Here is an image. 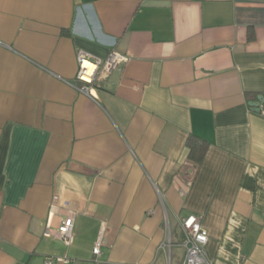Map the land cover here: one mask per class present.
I'll use <instances>...</instances> for the list:
<instances>
[{
  "label": "crops",
  "instance_id": "crops-1",
  "mask_svg": "<svg viewBox=\"0 0 264 264\" xmlns=\"http://www.w3.org/2000/svg\"><path fill=\"white\" fill-rule=\"evenodd\" d=\"M79 51L125 57L96 98ZM262 96L264 0H0V264H169L189 215L212 264H264Z\"/></svg>",
  "mask_w": 264,
  "mask_h": 264
},
{
  "label": "built area",
  "instance_id": "built-area-1",
  "mask_svg": "<svg viewBox=\"0 0 264 264\" xmlns=\"http://www.w3.org/2000/svg\"><path fill=\"white\" fill-rule=\"evenodd\" d=\"M125 57H122L117 52L111 53L107 58L102 59L92 55L86 51H79L77 54V81L81 83L77 89L85 95L96 98L94 93L98 85L104 81L109 75L116 70L122 63ZM262 101L257 105V113L264 118V96ZM185 188L188 189L187 183ZM77 212L70 211V214L63 219L58 231L55 233L50 228L45 231V236H57L64 241L66 245L73 243L74 236V219ZM181 241L177 244L183 248L184 256L178 264H212L206 255V247L209 242V233L202 225V221L196 215H189L181 221ZM102 239L100 238L94 248V255H101ZM176 246L173 243L171 235L162 243L161 248L166 251L169 259V264H173V248ZM57 261L68 263L69 259L59 258ZM49 261L47 264H53Z\"/></svg>",
  "mask_w": 264,
  "mask_h": 264
},
{
  "label": "trees",
  "instance_id": "trees-1",
  "mask_svg": "<svg viewBox=\"0 0 264 264\" xmlns=\"http://www.w3.org/2000/svg\"><path fill=\"white\" fill-rule=\"evenodd\" d=\"M253 37H254L253 31L250 30L249 38L253 39ZM186 145L189 151L188 158L190 162H192L195 165H200L206 157V154L210 147V143L199 137L190 136Z\"/></svg>",
  "mask_w": 264,
  "mask_h": 264
},
{
  "label": "rangeland",
  "instance_id": "rangeland-1",
  "mask_svg": "<svg viewBox=\"0 0 264 264\" xmlns=\"http://www.w3.org/2000/svg\"><path fill=\"white\" fill-rule=\"evenodd\" d=\"M183 253V250L181 247H177V246H174L173 248V264H176V261L178 259V257Z\"/></svg>",
  "mask_w": 264,
  "mask_h": 264
},
{
  "label": "water",
  "instance_id": "water-1",
  "mask_svg": "<svg viewBox=\"0 0 264 264\" xmlns=\"http://www.w3.org/2000/svg\"><path fill=\"white\" fill-rule=\"evenodd\" d=\"M263 99H262V97H260V101H262Z\"/></svg>",
  "mask_w": 264,
  "mask_h": 264
}]
</instances>
